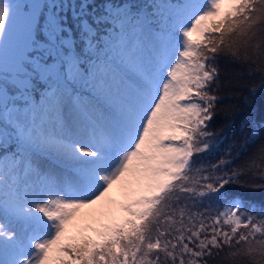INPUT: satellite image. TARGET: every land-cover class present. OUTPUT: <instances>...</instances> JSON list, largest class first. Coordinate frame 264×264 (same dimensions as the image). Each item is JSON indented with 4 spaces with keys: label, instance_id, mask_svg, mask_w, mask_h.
<instances>
[{
    "label": "snow or ice",
    "instance_id": "1",
    "mask_svg": "<svg viewBox=\"0 0 264 264\" xmlns=\"http://www.w3.org/2000/svg\"><path fill=\"white\" fill-rule=\"evenodd\" d=\"M221 61L264 79V0H0V264H264V124L236 167Z\"/></svg>",
    "mask_w": 264,
    "mask_h": 264
},
{
    "label": "trees",
    "instance_id": "2",
    "mask_svg": "<svg viewBox=\"0 0 264 264\" xmlns=\"http://www.w3.org/2000/svg\"><path fill=\"white\" fill-rule=\"evenodd\" d=\"M223 65L224 84L219 91L220 104L223 107H232L234 112L230 118L223 113L216 116L213 127L223 132L222 143L217 152L205 158L209 160V163L216 162L229 146L234 145L232 153L234 162L231 165L233 167L248 160L260 143L259 135H249L248 129L242 125L249 119L257 124H264V79L259 74L250 73L244 65H225L224 62ZM248 74L252 75V79L249 80ZM229 190L230 195L238 196L245 201L264 203L262 188L231 185Z\"/></svg>",
    "mask_w": 264,
    "mask_h": 264
},
{
    "label": "rangeland",
    "instance_id": "3",
    "mask_svg": "<svg viewBox=\"0 0 264 264\" xmlns=\"http://www.w3.org/2000/svg\"><path fill=\"white\" fill-rule=\"evenodd\" d=\"M98 1H100V0H97V2H98ZM10 2H12V3H18V4L23 5V4H25V3H28L29 0H10ZM221 67H222V69L224 70L223 62H221ZM248 76L250 77L249 80L252 79V75L248 74ZM249 80H248V81H249ZM218 95H219V97H220V93H219ZM203 159H204L206 162L209 163V160H208V159H206L205 157H203ZM233 167H236V165L233 166Z\"/></svg>",
    "mask_w": 264,
    "mask_h": 264
}]
</instances>
